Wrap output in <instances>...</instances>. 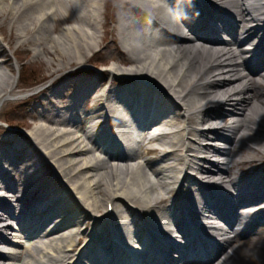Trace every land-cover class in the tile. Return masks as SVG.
Returning <instances> with one entry per match:
<instances>
[{"label":"bare ground","instance_id":"bare-ground-1","mask_svg":"<svg viewBox=\"0 0 264 264\" xmlns=\"http://www.w3.org/2000/svg\"><path fill=\"white\" fill-rule=\"evenodd\" d=\"M117 1L110 27L103 0H0V58L18 40L60 73L30 133L0 139V259L264 264V207L246 210L264 201V0ZM101 28L131 62L107 51L106 72L71 71ZM9 61L0 104L20 87Z\"/></svg>","mask_w":264,"mask_h":264},{"label":"rangeland","instance_id":"rangeland-1","mask_svg":"<svg viewBox=\"0 0 264 264\" xmlns=\"http://www.w3.org/2000/svg\"><path fill=\"white\" fill-rule=\"evenodd\" d=\"M102 22L106 21L107 25L111 27V25H115L113 23V19L119 13L118 1L117 0H103L102 2ZM105 13V14H103ZM63 26V24H60ZM101 35H106V39L99 47V52L92 56V60L88 63L82 65H75L71 68V71H75L79 73L78 75H89V77H93L92 75L100 74L106 72L108 67L112 65V61H108L107 63H99L100 59H104L107 57V51L114 52L119 60H125L124 65L131 62L129 60V53L124 50H118L113 44V35L111 33L105 34L103 29L100 30ZM7 36L11 34V31H6ZM12 38V36H11ZM13 41V40H12ZM20 41H16L12 45L7 46V52H5L6 57L1 59L2 63L4 60H10L6 65H3V70L8 73L18 84V92H14L11 95L6 97V101L0 104V114H3V119H0V139L6 136V132H21V133H30L32 127L35 125L36 121L33 119L31 115L26 116L25 113H30L32 108L36 103H39L40 100L44 99V96L48 94H52L53 90L57 89V85L52 86L51 92L44 90L46 87L51 86L53 82L59 79V72L51 75L50 71L47 69L45 64L41 62V60L35 57L34 53L27 52L26 49L34 48V45H25L21 46ZM17 48H19L17 50ZM123 65V64H122ZM26 66L25 68H22ZM22 68V70H21ZM25 75L24 78H21V75ZM91 74V75H90ZM20 75V76H19ZM83 76V75H82ZM26 77V78H25ZM106 81L111 78L109 75H106ZM47 78V80H45ZM38 84L39 86L33 87L32 85ZM101 83H104L103 81ZM57 84V83H56ZM59 85V84H58ZM49 88V87H48ZM73 90L70 89L67 92L71 93ZM41 92V93H40ZM24 101V102H23ZM155 154H149L148 156L153 157ZM159 162L156 164L158 165ZM3 166H5L3 164ZM2 181H0V184ZM36 185H40L39 183ZM12 223L14 221H11ZM16 224V222H14ZM13 223V224H14ZM14 224V225H15ZM233 235V234H231ZM14 233L10 235V238H14ZM243 241V239H241ZM230 251V248L227 249ZM257 264V263H251Z\"/></svg>","mask_w":264,"mask_h":264},{"label":"trees","instance_id":"trees-1","mask_svg":"<svg viewBox=\"0 0 264 264\" xmlns=\"http://www.w3.org/2000/svg\"><path fill=\"white\" fill-rule=\"evenodd\" d=\"M24 76H25V75H23V76L21 75V78H24ZM25 78H26V77H25Z\"/></svg>","mask_w":264,"mask_h":264}]
</instances>
